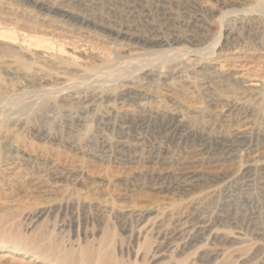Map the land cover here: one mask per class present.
I'll return each mask as SVG.
<instances>
[{"label": "rangeland", "instance_id": "obj_1", "mask_svg": "<svg viewBox=\"0 0 264 264\" xmlns=\"http://www.w3.org/2000/svg\"><path fill=\"white\" fill-rule=\"evenodd\" d=\"M177 1L180 2V6L183 3L190 11L201 13L205 22L204 38L211 46L218 42L216 48L205 47L206 49H197L182 42L162 47V50L176 55V59L171 64L161 65L159 71L170 74L174 69L171 73L174 76V83L193 95L188 103L195 109L183 111L188 117V125L193 129L192 137L195 140L200 137L224 138L230 137L237 131L248 129L258 140L256 142L259 145L258 152L242 154L236 163H232L233 165L227 163L215 167L212 163H205L204 170L210 172L213 177L232 170L233 166L234 169H241V176L237 179H228L221 185L201 193L186 196L167 190L156 192L150 189V183L155 181L151 177L156 173L157 163H136L129 168L125 162L115 160L102 162L99 158H89L88 154L93 153L94 149L96 151L98 146V125L94 120L88 124H78L73 109L59 97L49 100L39 111L18 113L14 118L9 119L1 118L0 127L7 133L17 135L20 144L28 143L27 146L24 144V147L34 153L41 165L49 166L50 162L55 160L59 169L80 170L82 179L74 186L59 182L63 184L62 187L52 190L49 184L53 180L50 177L51 180L48 181V176L46 178L48 186L38 189L39 192L29 198L24 194L30 187L27 183H21L20 186L18 185L19 188L16 186L17 189L11 190L10 195L8 191L0 192V204L13 205L17 212L27 208H39V206L41 208L51 199L68 202V211L65 213L60 214L52 209L53 212L51 210L49 215H45L38 222L32 224L27 222L28 227L26 222L18 221L19 217L6 219L8 223L5 222L4 226L5 224L6 226L0 228V258L5 255L4 259L1 258L0 264H28L30 261L42 260L51 254L50 252L53 253L57 248L62 249V247L73 251L79 246L91 250L101 247L100 252L105 256L107 248L101 245L103 238L110 232L115 236L112 255H115L118 264H133V262L134 264H264V8H258L264 4V0ZM0 2L29 10L25 0H0ZM180 6L173 8L176 7L174 10L177 11ZM247 29H251V32L248 33ZM111 35L113 37L115 34L111 33ZM66 36L67 41L74 42L66 47V53L62 57L60 55L66 64L71 62L87 67L96 63V55L101 53L105 56L109 54V57L115 54L125 55V50L122 49L116 51L110 47L107 50L102 47L101 50L99 42L84 37L81 39L77 35ZM233 37H237L239 42L236 40L234 43H238L242 51H239L235 57H226L225 61L224 58H220L219 53L222 54L229 45H232L230 40ZM86 41L90 42L86 43ZM142 45L144 51L160 49L154 45L153 48L149 43ZM196 50L200 52H191ZM254 52L256 53L253 54ZM34 54L46 58L51 53L38 50ZM195 57L201 62L196 77L191 72L195 69L193 66ZM34 64L44 68L49 67L42 61L35 60ZM181 75L183 79L179 80ZM200 77L208 78L210 83L205 86L200 81L202 79H199ZM161 89L158 83L147 84L146 92L149 95L147 102L155 101ZM109 95L111 97L112 94L107 93V98L99 102L100 110L112 104L111 101L114 103L116 98H110ZM166 104L169 102L167 101ZM106 134L113 139L117 136L110 132ZM44 135H47V138H42ZM174 152L181 156L185 155L182 149ZM12 155L13 153L0 143V164L10 159ZM144 156L149 155L144 152ZM142 183L147 185L144 188L137 187V184ZM2 185L0 181V188H4ZM77 207L79 210L76 209ZM146 212L148 218L141 226L139 243L142 245L140 244L139 248L131 235L136 230L140 217ZM74 218L81 221L86 239L82 236L83 232L80 234L81 237L76 236V238L68 228H62ZM199 218L211 220L212 225L214 224L213 237L207 242V248L209 251L222 253L224 257H206L204 243L182 254L173 251L171 246L179 241L180 229L183 230L188 223L187 228L190 229L192 223L195 221L193 225L197 224ZM18 240L23 242L30 240L34 245H18L15 242ZM201 246V250L197 251L196 248ZM143 248L146 249L145 252ZM134 253L139 255L137 260L134 258Z\"/></svg>", "mask_w": 264, "mask_h": 264}, {"label": "bare ground", "instance_id": "obj_2", "mask_svg": "<svg viewBox=\"0 0 264 264\" xmlns=\"http://www.w3.org/2000/svg\"><path fill=\"white\" fill-rule=\"evenodd\" d=\"M25 1L29 5V10L0 2V71L2 70L0 72V91H2L0 94V120L1 118H14L22 112L39 111L45 107L49 100L59 97L62 102L73 109L74 118L78 124H88L94 120L98 125V146L96 151L94 149L93 153L88 154L89 158H99L102 162L112 160L125 162L129 168L136 163L154 162L158 164L156 173L151 177L155 181L149 185L152 191L167 190L190 196L221 185L228 179H237L238 176H241V169H234L233 166L232 170L213 177L210 172L204 170L203 166L205 163H212L215 167L227 163L233 165L232 163H236L242 154L258 152L259 145L256 143L258 140L248 129L237 131L230 137L215 139L200 137L195 140L192 137L194 136L193 129L187 123L188 117L183 112L184 109H195L188 103V100L193 98L192 93L177 86L176 82L174 83V76L171 75L173 68L170 74L159 71L161 65L171 64L176 59V55L173 53L162 50L164 46L182 42L197 49L216 48L218 42L211 46L209 41L204 38L205 22L201 13L190 11L183 3L180 6V2L177 0ZM173 6H180V8H177L176 11L174 10L176 7L173 8ZM258 8L263 9L264 4ZM250 30L248 33L251 32ZM111 33L115 35L112 37ZM66 35L74 37L77 35L81 39L84 37V39L99 42L101 50L102 47L106 50L109 47L116 51L118 49L125 50V55L115 54V56L109 57V54V56H105L101 53L96 55V63L87 67L77 63L71 64V62L66 64L61 57L66 53V47L74 43L67 41ZM79 39L76 40L79 41ZM236 40L237 37L230 40L232 45H229V48L227 46V50H223L222 54L219 53L220 58L225 60L228 56L235 57L239 51H242L239 49L240 45L234 43ZM88 42L86 41V43ZM237 42L239 41L237 40ZM141 43H149L152 44V47L154 45L160 49L144 51V45ZM38 50L51 54H48L46 58L37 57L34 53ZM191 52L199 53L200 51ZM35 60L42 61L49 67L37 66L34 64ZM193 63L195 69L191 71L192 75L198 76L197 69L201 68L200 59L193 58ZM2 73L5 77L2 76ZM183 76L185 77V75ZM205 77L199 79L202 78L200 81L206 86L210 82ZM185 78L189 77L186 75ZM185 78L184 80H186ZM182 79L181 75L179 80ZM150 82L158 83L162 89L157 93L155 101L149 103L147 102L149 95L146 92V85ZM107 93L112 94L111 97L116 99L114 103L111 101L112 104L100 110L99 102L107 98ZM167 101L169 104H166ZM107 132L117 135L116 138H111L106 134ZM44 136L41 137L47 138V135ZM0 140L2 146L13 153L10 159L0 164V181L4 186V188H0L1 193L4 190V192L8 191L10 195V191L14 190L16 186L19 188L21 183H27L31 189L26 190L24 194L29 198L39 192L41 188L47 187L48 181L51 179L53 181H50L49 186L52 190L62 187L63 184L59 182L74 186L82 179L80 170L59 169L55 160H52L49 166L41 165L34 153L24 147V144L27 146L28 143L20 144L17 141V135L7 133L1 127ZM177 149H182L185 155L176 154L174 150ZM144 152H147L149 156L145 157ZM256 162L259 163V161ZM145 185L144 183L137 184V187L144 188ZM0 207V228H3L6 226V224L4 226L5 220L14 216L20 218L18 221L22 220L26 224L27 222L32 224L38 222L45 215H49L48 213L52 209L57 210L60 214L65 213L68 211V202L62 199H51L41 208L40 206L39 208L26 207L27 209L22 212H17L13 205H1ZM76 209L79 210L78 207ZM79 214L80 211L78 216ZM146 218H148L147 212L140 217L136 230L131 235L137 246L141 244L139 243L141 226ZM78 219L80 218L78 217ZM199 219L195 225H193L195 219L193 220L192 226L189 225L190 229L187 228L189 223L186 221L188 224L183 227V230L180 229L179 241L171 246L173 251H179L182 254L184 251H189V249L197 247L196 245L204 243L206 257H224L222 253L209 251L206 246L213 237L212 227L214 224L212 225L211 220ZM82 226L81 221L74 218L62 228H68L75 237H79L83 232L82 236L86 239ZM110 233H107V236L103 238L101 245L107 248L105 256L100 252L101 247L91 250L79 246L76 251L62 247V249L57 248L53 253L50 252L51 254L42 260L37 259L33 262L29 260L28 264H118L115 255H112L115 236ZM29 241L24 240L25 244L21 240L15 242L22 246L34 245L32 241ZM201 248L202 246L196 250L199 251ZM144 250L146 249L143 248ZM138 256L137 253L134 255L135 260Z\"/></svg>", "mask_w": 264, "mask_h": 264}]
</instances>
